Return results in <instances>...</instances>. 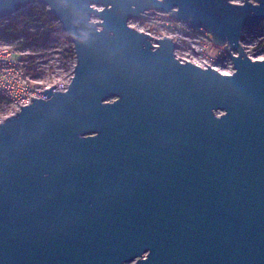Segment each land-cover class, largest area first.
<instances>
[{"label":"water","instance_id":"95a60500","mask_svg":"<svg viewBox=\"0 0 264 264\" xmlns=\"http://www.w3.org/2000/svg\"><path fill=\"white\" fill-rule=\"evenodd\" d=\"M31 4L76 63L0 122V264H264V58L242 43L264 0H0V19ZM158 11L234 71L129 24Z\"/></svg>","mask_w":264,"mask_h":264},{"label":"rangeland","instance_id":"374dc122","mask_svg":"<svg viewBox=\"0 0 264 264\" xmlns=\"http://www.w3.org/2000/svg\"><path fill=\"white\" fill-rule=\"evenodd\" d=\"M232 1L243 2V0ZM32 6L43 5L31 4L22 8L20 11L26 12L30 10ZM99 8H101V6H99ZM15 15L0 19V48L4 49V47L12 46L17 55H20L21 59L25 62L26 72L28 70L30 72L35 70L36 74H38L33 76L29 73L28 75H25L27 78L25 77L24 79L29 83V90H41L43 92L54 85L55 87L52 88L54 90H61L62 88L67 89L74 74L73 70L75 64L72 62V56H68L66 58V63L63 61V59H61L62 56H64L62 50L63 48L68 47V42L71 41V39L65 33L61 32L57 35L52 32L53 30L57 29L61 30V23L59 20L51 14L52 20L45 23V26L42 29V31L48 33V40H44L45 44H41L40 41H37L29 45L17 47L19 41L24 39V36L16 35L8 38L2 34L1 31V28L9 22V19L15 17ZM94 20L97 21L99 19L94 18ZM129 24L145 32L148 31L157 38L164 35H174L177 44L176 55H178L180 58L196 61L200 57L199 52L202 46V43L200 42L203 40L200 41L194 36L186 37L184 33L178 30L179 25L169 19L168 14L159 11L150 13L147 14V16L143 19L131 20ZM29 28L32 31H36V28L32 26ZM208 40V47L206 50L209 55L216 56L218 51L223 50L222 47L212 43L211 35ZM261 41H264V27H260V29L250 28L249 32L246 34L244 43L250 47V55L256 59H261L264 55V52H262L264 49L261 48V50H255ZM31 55L35 56L33 61L36 64V67L30 66L32 59L29 56ZM216 64L221 66V68L226 72L231 70V65L228 61H221L217 62ZM24 79L19 78L18 70L16 68H12V70H9L8 73L0 75L1 90H5V86H8L7 82H10L11 88L7 89V92L9 93V96L16 95L17 92L21 91V86ZM16 112L17 108L10 97H0V122Z\"/></svg>","mask_w":264,"mask_h":264},{"label":"built area","instance_id":"2783aa9c","mask_svg":"<svg viewBox=\"0 0 264 264\" xmlns=\"http://www.w3.org/2000/svg\"><path fill=\"white\" fill-rule=\"evenodd\" d=\"M234 2V1H233ZM154 13V12H153ZM169 19H171L173 22H175L176 24L179 25L178 30L182 33H184V35L186 37H196L197 39H199L201 41L200 43H202L201 46V50L199 52V58L195 61H191V62H195L196 64L202 66V67H207L208 65H211L213 68H217L219 71L223 72V73H232L234 71V64L232 63V60L229 56L228 53H226L224 50H220L216 53V56H211L207 53V47H208V39L210 37L209 32H207L206 30L203 29H191L189 28L186 24L184 23H179L177 21H175L172 17L169 16ZM260 27H264V23L260 25ZM260 27H257L256 29H260ZM143 31V30H142ZM145 32V31H144ZM148 32V31H147ZM146 32V33H147ZM249 32L248 29H246L243 33V37H242V43L243 45L244 40L246 38V34ZM149 33V32H148ZM165 36V35H164ZM169 36V35H167ZM173 37V39L175 40V36L171 35ZM154 37V44H155V39H158L157 37ZM163 37V36H160ZM176 43V41H175ZM246 52L249 53V55L251 54L250 52V47H248V45H244ZM258 47V46H257ZM177 49V48H176ZM257 48H255L256 50ZM178 56V55H177ZM251 56V55H250ZM179 57V56H178ZM252 57V56H251ZM253 59H256L254 57H252ZM264 58V55L261 59ZM179 59L182 61H185V58H180ZM258 59V58H257ZM187 60V59H186ZM190 61V60H187ZM221 61H228L229 64L231 65V70H229L228 72L224 71L221 66L217 65V62H221ZM12 68H16L18 70V75L19 78H27V76H25L26 74L28 75V73L26 72V65L25 62L21 59L20 55H17L16 51L12 48V46L9 47H4V49L0 48V75L6 74L8 73L9 70H12ZM10 82H7L8 86H5V90H1L2 88L0 87V97H10L11 100H13L16 108H17V112L22 108V106L28 105L32 103V97L33 98H39V97H44V91L42 92L41 90L38 91H32L29 90V83L24 79V81L22 82V86H21V91L17 92L16 95H11L9 96V93L7 92V89H10ZM66 88H62L61 90H65Z\"/></svg>","mask_w":264,"mask_h":264},{"label":"trees","instance_id":"16d2710c","mask_svg":"<svg viewBox=\"0 0 264 264\" xmlns=\"http://www.w3.org/2000/svg\"><path fill=\"white\" fill-rule=\"evenodd\" d=\"M52 16L51 13L48 11V8L45 6H32L30 10L26 12L19 11L15 17L12 19H9V22L6 23L2 28V34H4L6 37L10 38L11 36H24V39L22 41H19L17 47L29 45L31 43L40 41L41 44H45L44 40H48V33L42 31L43 27L45 26V23L47 21H51ZM30 26L36 28V31L30 30ZM54 34H60L61 30H53ZM264 41H261L258 47H256V50L264 49ZM264 52V51H262ZM62 53L64 56H62L61 59L66 63V58L68 56H72V62L74 64L76 63V56L75 51L73 48V43L71 41L68 42V47L63 48ZM32 60L30 62L31 67H36V64L34 63L33 59L35 56L31 55L29 56ZM27 73L34 75L36 74L35 70L30 72L29 70Z\"/></svg>","mask_w":264,"mask_h":264}]
</instances>
